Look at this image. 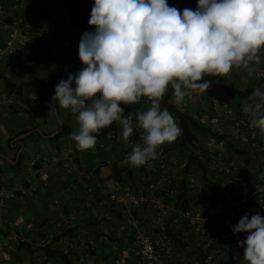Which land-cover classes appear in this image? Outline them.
<instances>
[{"label": "built area", "instance_id": "built-area-1", "mask_svg": "<svg viewBox=\"0 0 264 264\" xmlns=\"http://www.w3.org/2000/svg\"><path fill=\"white\" fill-rule=\"evenodd\" d=\"M168 4L182 12L185 8L195 10L198 0H168ZM4 12L0 6V60L24 55L33 34L22 15L6 16ZM38 33L51 37L53 23ZM258 54L260 63L250 64L252 75L249 70L233 68L226 75L202 79L228 84L234 79L241 87L264 89V49ZM14 70L18 74L29 72L20 65ZM168 94L161 107L172 105L168 110L175 122L179 113H185L209 128L198 134L196 142L195 153L203 167L194 163L186 169L187 159L178 138L159 146L157 157L146 165L127 163L133 146L144 143L143 130L136 127V114L148 109L151 101L143 97L135 105L121 103L124 115L131 113L133 117L134 130L127 141L122 137V126L114 122L101 130L90 149L79 150L74 141L55 147L49 157H35V163L49 162L55 171L62 169L71 177L68 192L84 198L82 208L66 209L57 197L49 203L48 211L56 217L50 231L42 227L33 231L38 247L51 245L67 256L70 264H247L246 245L239 244L247 233H234L233 226L245 214L259 212L264 216V133L251 127L250 117L242 111L248 98L235 101L229 95L204 91L193 92L177 104L170 86ZM9 99L7 93L0 95V101ZM24 109H29L26 103L21 113ZM117 170L124 178L115 175ZM36 196V187L31 184L20 189L1 186L0 228L5 226L12 199ZM83 213L92 224L89 237L76 231ZM27 233L31 230L19 227L14 237L17 246L31 244ZM6 248L15 245L0 240V253ZM40 260L64 264L46 254ZM13 264L29 263L16 258Z\"/></svg>", "mask_w": 264, "mask_h": 264}, {"label": "clouds", "instance_id": "clouds-1", "mask_svg": "<svg viewBox=\"0 0 264 264\" xmlns=\"http://www.w3.org/2000/svg\"><path fill=\"white\" fill-rule=\"evenodd\" d=\"M89 24L79 42L84 67L60 80L49 104V115L63 123L57 108L75 114L78 131L71 138L79 150L92 148L102 129L114 122L122 126L125 141L134 126L124 105L143 97L151 106L138 112L137 129L143 145L133 146L127 163L146 165L157 148L173 142L182 129L161 100L169 89L177 104L193 92L211 87L205 76L218 77L233 68L249 70L260 63L264 49V0H198L195 10L181 12L168 0H94ZM250 126L264 133V91L255 88L243 105ZM264 206V205H262ZM247 233L244 261L264 264V216L245 214L233 226Z\"/></svg>", "mask_w": 264, "mask_h": 264}, {"label": "crops", "instance_id": "crops-1", "mask_svg": "<svg viewBox=\"0 0 264 264\" xmlns=\"http://www.w3.org/2000/svg\"><path fill=\"white\" fill-rule=\"evenodd\" d=\"M48 1L0 0V6H3L6 16L22 15L33 31L27 52L24 55L0 60V95L7 93L10 98L8 101H0V167L2 169L0 187L20 189L24 185L31 184L36 187L37 195L36 198L21 199L17 197L9 202L5 215V226L0 228V240H8L9 243L15 245V248H6L0 253V264H13L16 258L24 259L32 264L31 254L27 247L21 249L20 257H18V246L14 240L15 233L20 226L27 227L31 230V233H27L29 242L34 247H38L33 238V231L35 232L39 227H42L45 232L50 231L51 220L55 219L56 214L50 213L48 206L54 198L61 199L65 203L66 209L82 208L84 204V198L80 194L72 196L68 192L67 186L71 177L62 169L55 171L49 162H34L35 157L39 154L49 157L55 147L73 143L71 135L52 139L59 133L62 125L57 123L55 114L48 116L49 103L32 105L29 107L30 113L24 114L21 113V109L26 103L25 98L17 96L16 88L9 91L12 84L19 85L34 78L45 80L49 71L59 72L64 60L68 57H73V61L68 62L64 70L67 71L70 66L79 63L75 60L83 33L76 27L74 29L75 10L60 1L53 17L48 19L36 17L33 11ZM63 11L68 13L66 18L61 15ZM49 23L54 25V34L51 37L40 35L38 29L46 28ZM73 29L74 32L71 31ZM1 42L2 38H0ZM16 65L27 68L29 72L27 74L16 73L14 70ZM37 92L38 88L35 89L34 94ZM57 112L62 121L72 127V132L78 131L71 118L73 115H62L61 108H57ZM33 126L35 128H32ZM57 126H60L59 130L49 133ZM23 130L27 132L18 134ZM21 152L25 153L21 167L18 170L11 169L9 164L14 165ZM94 157L93 154L91 158ZM95 160L97 161L98 158ZM91 225L87 214L83 213L76 225V231L89 237ZM97 253L100 254L101 250L99 249ZM35 264H44L39 255H37Z\"/></svg>", "mask_w": 264, "mask_h": 264}, {"label": "trees", "instance_id": "trees-1", "mask_svg": "<svg viewBox=\"0 0 264 264\" xmlns=\"http://www.w3.org/2000/svg\"><path fill=\"white\" fill-rule=\"evenodd\" d=\"M63 1L67 3L70 7L75 10V19L73 21V25L76 24L78 18L80 17V22L78 24V28L80 29H88L91 31L95 30V26L89 24V18L91 15V10L87 8V10L82 13L86 0H81L80 5H76L73 0H49L45 5L40 8H37L33 11V14L38 18L48 19L54 16V12L57 4ZM90 0H88L89 6ZM77 58L79 63L77 65L70 66L67 70V74L65 76V80L68 78V74L77 72L78 68L83 65V62L80 60L79 55L77 53ZM73 57H68L64 60L62 64V68L59 72L49 71L46 75L45 80H41L38 78H34L30 81H24L19 85L12 84L9 91L14 90L17 93V96L24 97L26 105L28 107L32 105H42V104H50L52 95L55 93V86L59 83L60 80L63 79L64 68L68 62H72ZM204 80V79H203ZM8 82V81H7ZM38 88V92L34 94L35 89ZM255 89L254 85L241 87L239 84H228L222 82H211V87L209 90L205 91H224L227 95L231 96L235 101H239L244 98H249L252 91ZM264 91V89H261ZM34 94L35 98L30 99L29 95ZM165 98H169V94L165 95ZM172 105H168V108H171ZM29 109H24V114H29ZM179 127L182 129V133L177 137L180 140V149L184 156L186 157V169L192 164L196 163L200 168L203 167L202 162L197 158L195 150H196V142L197 136L199 133H206L209 131V128L199 119H194L190 117L188 114L179 113L176 119ZM32 128H35L34 126ZM60 126L55 127L49 133H53L54 131L59 130ZM72 127L66 123H62L61 129L58 134H56L52 139H57L60 136H66L71 134ZM27 132L26 130L20 131L18 134H22ZM1 148V145H0ZM238 153V151H235ZM235 154V153H234ZM25 158V153L21 152L18 156V159L14 165L9 164L10 168L13 170H18L21 167V164ZM247 163V162H246ZM2 171L0 167V172ZM115 175L119 178H124V175L120 171H115ZM1 236V235H0ZM27 247L31 254L32 264H35V260L37 255L41 256L46 254L49 258H59L64 264H70V260L67 256L63 255L59 250H56L50 246L47 247H34L32 244L23 242L20 243L17 247V255L20 257V251L22 248ZM37 253V254H36Z\"/></svg>", "mask_w": 264, "mask_h": 264}, {"label": "rangeland", "instance_id": "rangeland-1", "mask_svg": "<svg viewBox=\"0 0 264 264\" xmlns=\"http://www.w3.org/2000/svg\"><path fill=\"white\" fill-rule=\"evenodd\" d=\"M74 1V3L76 4V5H80L81 4V0H73ZM67 4V3H66ZM94 4V0H90V3H89V6H88V9L89 10H91V8H92V5ZM61 15H62V17H64V18H66L67 16H68V13L66 12V11H63L62 13H61ZM74 29H75V26H74ZM74 29L73 30H71L72 32H74ZM85 32V30H82V33H84ZM76 62L78 61V58L75 60ZM84 66L82 65L81 67H79V69L77 70V72L80 70V69H82ZM236 80H230L229 81V84H234V82H235ZM237 83V82H236ZM238 84V83H237ZM215 94H217V95H222V96H226L227 94L224 92V91H218V92H214ZM65 110V112H63ZM61 111H62V115L63 114H65L66 116H71V115H73V116H71V118H72V120H73V122H74V126H76V128L78 129L79 128V125H78V122H77V120H76V117H75V114H73V113H71V111L70 110H66V109H63V108H61ZM61 138V137H60Z\"/></svg>", "mask_w": 264, "mask_h": 264}, {"label": "water", "instance_id": "water-1", "mask_svg": "<svg viewBox=\"0 0 264 264\" xmlns=\"http://www.w3.org/2000/svg\"><path fill=\"white\" fill-rule=\"evenodd\" d=\"M87 8H88V0H86L85 7H84L82 13H84V12L87 10ZM79 22H80V17L78 18V20H77V22H76V24H75V27H76L77 30H79V31H80V30L91 31V30H88V29H80V28H78V24H79ZM66 74H67V71H66V69H65V70H64V73H63V80H65V76H66ZM53 95H54V94H53Z\"/></svg>", "mask_w": 264, "mask_h": 264}]
</instances>
